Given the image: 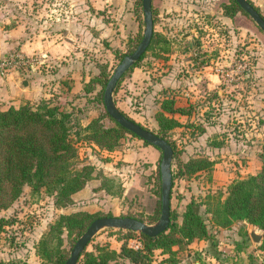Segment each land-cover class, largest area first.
<instances>
[{"label": "rangeland", "instance_id": "rangeland-1", "mask_svg": "<svg viewBox=\"0 0 264 264\" xmlns=\"http://www.w3.org/2000/svg\"><path fill=\"white\" fill-rule=\"evenodd\" d=\"M166 1L167 14L161 6L163 0L152 2L157 12L154 30L171 42L169 51H159L158 47L147 51L137 66L125 74L113 92V100L125 115L153 132L155 113L165 95L175 98L176 105L191 107V115L182 120L184 127H176L170 133L177 150L171 163V172L175 174L171 207L181 221L185 205L193 199L200 204L199 212L206 219L209 214L204 213L202 204L206 196H225L230 182L258 172L264 164V158H260V154L264 155V33L250 16L240 12L234 19L224 16L221 4L227 0ZM251 1L264 15L259 0ZM137 3L139 0H0V33L4 27L15 28V36L20 38L46 44L50 40L66 42L63 51L53 56L43 48L44 51L28 55L32 65L18 70L40 87L41 94L31 102L51 98L64 105L82 125L103 114V104L94 99L101 84L87 83L102 67L109 78L122 58L139 43L145 24ZM166 15L169 19H165ZM194 40L205 45L202 50L206 57L210 56L206 70L194 65ZM210 72L219 79L215 77L216 83L208 86ZM88 87L91 91H86ZM103 121L107 126L115 125L108 117ZM189 124H202L206 131L191 136L192 128L186 126ZM221 138L228 140L222 157L212 153L208 146L210 140ZM90 144L78 143L79 161L94 163L102 170L107 168V173L114 171L118 179L115 178L113 190L121 188L125 194V199L114 200L115 205L103 203L104 211L117 207V216L131 212L146 220L151 217L160 201L161 152L127 132L112 157ZM197 156L212 157L220 164L214 163L210 174L199 171L178 177L177 163ZM119 169L121 176L117 175ZM223 171L227 173L220 177ZM52 201L48 192L32 193L25 187L9 208L0 209V216L14 219L0 233L1 264H44L35 246L48 223L59 214ZM119 230L125 229H98L87 249L91 250L97 242L115 248ZM248 245L253 246L245 251L252 261L256 245ZM64 246L66 249L69 245ZM257 254L264 261V254Z\"/></svg>", "mask_w": 264, "mask_h": 264}, {"label": "trees", "instance_id": "trees-1", "mask_svg": "<svg viewBox=\"0 0 264 264\" xmlns=\"http://www.w3.org/2000/svg\"><path fill=\"white\" fill-rule=\"evenodd\" d=\"M247 1L264 18L259 8L251 0ZM137 4L142 8V0H139ZM221 7L223 15L231 19H234L239 12L249 16L235 0H227L221 4ZM156 16L157 12L152 2L153 25L156 22ZM170 44L168 38L157 33L153 27V34L146 52L156 47L159 51L168 52ZM157 45H160V48ZM194 45L196 46L192 58L194 65L197 68L207 66L210 56L206 57L207 54L202 50L203 47L199 41L194 40ZM115 53L117 54V51ZM145 53L127 72L137 66ZM19 72L23 73L22 70ZM125 74L117 82L114 92ZM108 79L105 68L102 67L99 74L87 83L89 86L93 82L101 84V90L96 93L94 99H99L102 104L103 91ZM90 89L91 87H88L86 91H91ZM191 112L190 106L176 105L175 98L165 95L159 110L155 113L156 131L154 133L171 145L173 158L177 156V150L176 145L170 140V133L174 128L182 126L174 115L190 116ZM105 117L112 119L104 111L103 114L82 125L73 119L72 112L66 110L64 105L54 102L51 98H43L36 103L25 101L17 107L0 109V209L9 208L22 195L25 187H29L32 193L48 192L53 197L52 203L55 208L71 206L73 194L81 190L94 177L96 171L95 165L79 161L78 143L90 142L101 150L112 152L120 145V139L124 133H131L116 122L113 126H107L103 121ZM186 126L192 128L189 132L191 136L200 135L206 131L202 124ZM143 143L148 144L146 141ZM223 144L224 138L213 139L209 141L208 146L217 148ZM263 156L260 154L261 159L264 158ZM214 163V160L206 156L189 157L177 163L176 174L178 177L192 175L199 171L210 174ZM96 174L101 178V189L115 197L123 196L121 188L120 191L113 190L115 178L118 179L116 176H106L101 170H97ZM174 177L175 174L172 173V186ZM206 197L202 204H204V213L209 214L208 218L202 217L199 212L200 204L191 199L185 205L181 221H178L177 214L171 207L170 194V222L165 232L151 237L131 230H119L118 251L108 244L97 242L92 244L91 250L85 248L76 264H150L155 250H160L167 255L163 259L164 262L176 264L181 259L178 252L184 250L188 244L195 240L210 239L216 245L215 235L221 229H229L235 223L245 222L246 225H255L264 230V164L255 174L230 182L225 196L220 193L217 197L209 195ZM160 210L159 201L154 213L147 220L131 212L121 216L154 224L160 217ZM103 211L91 213L77 210L58 214L54 221L48 223L39 237L35 246L36 254L44 264H64L76 240L85 232L89 224L95 218L113 215L111 211H104L105 213ZM13 222L14 219L8 220L0 216V233L6 225ZM245 227L241 228V234L248 237ZM134 238L141 241V248L128 246V240ZM65 243L69 245L66 249ZM236 245L238 248L243 247L240 243ZM174 246L178 249L174 250ZM258 248L264 251V237Z\"/></svg>", "mask_w": 264, "mask_h": 264}, {"label": "crops", "instance_id": "crops-1", "mask_svg": "<svg viewBox=\"0 0 264 264\" xmlns=\"http://www.w3.org/2000/svg\"><path fill=\"white\" fill-rule=\"evenodd\" d=\"M154 2V0H153ZM166 2V4H165ZM168 1L163 0L161 3V6L166 9V14L168 13L169 7H168ZM259 4L262 5V9H264V0H259ZM165 19H169L166 15ZM3 28V27H2ZM18 33L20 32L19 27L17 28ZM15 28H5L2 33H0V56H7L12 51H16L22 55L28 56L30 54L44 51L41 48L45 49V51H48L52 56L57 53L58 51H63L64 43H66L64 40L61 42L55 41L52 42L51 40L46 44L45 42H40L36 39H33L32 41L30 39L26 38H20L19 36H15ZM64 44V45H63ZM202 47L204 48L205 45L202 44ZM210 65L204 66V70L209 68ZM202 70V72H204ZM207 75V85L211 86L214 83H216V79H219V76L215 73H208ZM216 77V79H215ZM21 78H25L28 81L27 87H22L19 84V81ZM40 87L36 84V82L33 80L28 79L27 77H24L20 74V72L17 70H9L7 73L1 75L0 74V105L2 108L6 109L9 106L17 107L21 102L29 100L34 101L36 100L41 94V91L39 90ZM216 89V87L214 88ZM218 96H221L220 90L216 89ZM180 106H184L186 104H179ZM1 108V109H2ZM175 118H177L182 126L180 128L184 127V124L182 122L184 117H189L186 115L181 114H175ZM227 141L224 139V144L221 147H210L212 153L219 154L220 157H222L225 148H227ZM94 147V149L99 148L96 145L90 144ZM150 146V144H148ZM147 145V146H148ZM151 147H154L151 145ZM155 148V147H154ZM157 149V148H156ZM158 150V149H157ZM109 153V157L111 156V153H114L116 151H106ZM211 160H214L212 157H209ZM111 161V159L108 158L107 161ZM94 165V163H92ZM216 166L220 164V162L215 163ZM96 168V166H95ZM105 168L104 170L100 168H96L97 170H101L104 175L106 176H112L115 175L114 171L112 173H107ZM96 171L94 173V177L90 179L86 185L79 190L78 192L73 194V204L69 207L65 208H55V211L59 214L61 213H69L72 211L77 210H83L87 212H96L99 210H104L102 206L104 205H115L114 200L117 198H120L121 200L124 199V193L122 197H115L114 195L108 194L106 191L100 188L101 184V178L97 176ZM111 171V170H110ZM121 169H119L117 172V175H120ZM225 173L222 172L221 174L224 177ZM230 173V172H229ZM255 172H252L251 174H254ZM122 179V178H121ZM122 181V180H121ZM123 183V182H122ZM121 183V185H122ZM123 186V185H122ZM185 194V193H184ZM96 201H99L101 204L95 203ZM104 203V205H103ZM115 207L110 208V211L113 215H116L114 211L117 210ZM119 214V213H118ZM245 224V225H244ZM243 226H246V230L248 232V237L243 236L241 234L242 230L241 228ZM254 225L247 224L243 222L235 223L233 224L229 229H221L216 235V245L212 243L210 239L205 240H195L188 244L184 250H181L178 252L180 256V260L176 264H201V262L206 261L207 264H264V261H261L258 258L257 254L258 252H261L264 254V251H260L258 248L259 246H254L255 250H252V261H249V248H252L253 246L248 245L251 244L252 240L249 235L250 228H252ZM260 229V228H259ZM136 239H129L128 240V246L133 247L136 244ZM141 242V241H140ZM237 243H240V245H244V247H237ZM253 243V242H252ZM142 244V243H141ZM120 242H118L117 246L113 249L119 250ZM174 250H177L178 247L174 246ZM244 249V250H243ZM166 254L161 253L160 250H155L154 254L152 256V262L150 264H168L163 261V259L166 257ZM264 258V255H262Z\"/></svg>", "mask_w": 264, "mask_h": 264}, {"label": "water", "instance_id": "water-1", "mask_svg": "<svg viewBox=\"0 0 264 264\" xmlns=\"http://www.w3.org/2000/svg\"><path fill=\"white\" fill-rule=\"evenodd\" d=\"M238 5L252 18L257 26L264 31V18L247 0H235ZM144 31L142 38L136 48L125 55L116 66L113 74L109 77L103 91V106L107 114L122 128L133 133L136 137L146 141L148 144L161 151L159 164L161 189H160V217L155 224H147L141 220L128 216H101L95 218L87 227L85 232L76 240L69 256L64 264H76L82 252L88 246L95 232L104 227L119 228L143 233L154 237L165 232L170 222V194L172 188L171 163L173 159V149L171 145L153 131L143 127L141 124L126 117L115 105L113 92L119 79L138 61L146 52L153 34L152 0H142ZM19 84L23 87L28 86V81L21 78ZM252 242L259 246L262 242L264 231L258 226H253L249 231Z\"/></svg>", "mask_w": 264, "mask_h": 264}, {"label": "built area", "instance_id": "built-area-1", "mask_svg": "<svg viewBox=\"0 0 264 264\" xmlns=\"http://www.w3.org/2000/svg\"><path fill=\"white\" fill-rule=\"evenodd\" d=\"M32 65L30 58L28 56L22 55L18 52L10 53L3 58H0V74H4L10 68H13L15 71L19 69H25ZM136 244L134 248H141L142 244L138 238H135Z\"/></svg>", "mask_w": 264, "mask_h": 264}]
</instances>
